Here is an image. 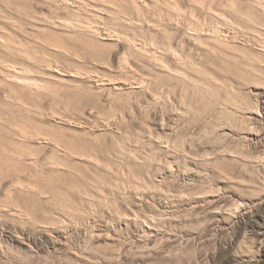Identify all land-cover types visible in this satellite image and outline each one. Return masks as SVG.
I'll return each instance as SVG.
<instances>
[{"label":"rangeland","instance_id":"1","mask_svg":"<svg viewBox=\"0 0 264 264\" xmlns=\"http://www.w3.org/2000/svg\"><path fill=\"white\" fill-rule=\"evenodd\" d=\"M142 2L0 0V264H264V22Z\"/></svg>","mask_w":264,"mask_h":264},{"label":"bare ground","instance_id":"2","mask_svg":"<svg viewBox=\"0 0 264 264\" xmlns=\"http://www.w3.org/2000/svg\"><path fill=\"white\" fill-rule=\"evenodd\" d=\"M133 3V6L135 7V8H140L139 7V5H138V3H141L142 2V0H140L141 2H138V1H135V0H131ZM232 2H231V5H232V7H233V9H234V11L233 12H235V11H237V16H238V14H239V16H242V17H244V18H246V20L248 21L247 23H250L252 26H254L253 28L251 27H248V28H250V29H252L253 31L254 30H256V29H258L259 27V25H261L263 22H264V20H262L261 18H258V16H257V14L261 11V10H263L264 11V3L262 2V1H259V0H253V2H252V5L253 6H249L248 8L246 7V10L244 11L243 9H242V5L240 6V5H238L239 6V8L238 7H236V2H234L233 3V1L234 0H231ZM242 1V0H241ZM252 1V0H251ZM264 1V0H263ZM89 2V1H88ZM222 2V1H221ZM228 2V1H227ZM249 2V1H248ZM247 2V3H248ZM255 2V4H253ZM143 3V2H142ZM162 3V2H161ZM224 3V2H223ZM226 3V2H225ZM233 3V4H232ZM238 3H240V2H238ZM243 3V2H242ZM241 3V4H242ZM251 3V2H250ZM229 4H230V1H229ZM124 5V4H123ZM142 5V4H141ZM146 5V3L144 4V6ZM244 5H245V3H244ZM243 5V6H244ZM64 6V5H63ZM172 6V5H171ZM227 6V5H226ZM226 6H224V7H226ZM228 6H230V5H228ZM248 6V5H247ZM257 6H258V10H260V11H258L257 10ZM108 7V6H107ZM147 7V6H146ZM175 7V6H174ZM211 7V6H210ZM180 8V7H179ZM227 8V7H226ZM110 9V8H109ZM134 9V8H133ZM245 9V8H244ZM114 10V9H113ZM175 10V9H174ZM243 10V11H242ZM255 10H256V12H255ZM241 11V12H240ZM108 12V11H107ZM124 12V11H123ZM230 12H231V10H230ZM232 12V13H233ZM125 13V12H124ZM179 13V12H178ZM257 13V14H256ZM261 13V12H260ZM259 13V16L260 17H262L261 16V14ZM140 14V13H139ZM217 14H218V12H217ZM142 15V14H141ZM218 15H220V13L218 14ZM263 15V14H262ZM116 16V15H115ZM124 16V15H123ZM136 16V15H135ZM144 16H145V14H144ZM223 16V15H222ZM222 16H221V18H222ZM238 16V17H239ZM264 16V15H263ZM226 17V16H225ZM111 18H113V17H111ZM121 18V17H120ZM129 18V17H128ZM135 18V17H134ZM146 18H147V16H146ZM146 18H145V20H146ZM235 18V17H234ZM264 18V17H263ZM114 19H115V17H114ZM122 19V18H121ZM166 19V18H165ZM223 19V18H222ZM243 19V18H242ZM241 19V20H242ZM120 20V19H119ZM149 20V19H148ZM153 20V19H152ZM230 20V19H229ZM245 20V19H244ZM178 21V20H177ZM183 21V20H182ZM122 22V21H121ZM172 22V21H171ZM222 22H225V21H222ZM240 22V21H239ZM238 22V23H239ZM118 23V22H117ZM124 23V22H123ZM137 23V22H136ZM207 23V22H206ZM232 23V22H231ZM230 23V24H231ZM235 23V22H234ZM242 23V22H241ZM246 23V24H247ZM121 24V23H120ZM126 24V23H125ZM171 24V23H170ZM188 24V23H187ZM191 24V23H190ZM236 24V23H235ZM245 24V23H244ZM250 24H248V25H250ZM151 25V24H150ZM216 25H217V23H216ZM242 25H243V23H242ZM250 25V26H251ZM75 26V25H74ZM94 26V25H93ZM93 26H89L88 27V30H90V32H92V33H97V32H100V31H98V29H94V27ZM218 26V25H217ZM221 26V25H220ZM246 25H244V27H245ZM200 27H201V24H200ZM256 27H258V28H256ZM78 28V27H77ZM186 28V27H185ZM212 28V27H211ZM256 28V29H255ZM262 28V27H261ZM191 29V28H190ZM213 29V28H212ZM214 36H219L220 34H221V29H220V27H217V28H214ZM212 31V32H213ZM223 31V30H222ZM261 31V30H260ZM263 31V30H262ZM242 32V31H241ZM258 32V31H257ZM112 33V32H111ZM191 33V32H190ZM211 33V32H210ZM262 33V32H261ZM151 34V33H150ZM193 34V33H192ZM213 34V33H212ZM115 35V34H114ZM172 35V34H171ZM207 35V34H206ZM117 36V35H116ZM136 36V35H135ZM164 36V35H163ZM213 36V37H214ZM235 36V35H234ZM113 37V36H112ZM120 37V36H119ZM158 37V36H157ZM132 38V37H131ZM134 38V37H133ZM136 38V37H135ZM146 38V37H145ZM171 38V37H170ZM215 38V40H216V37H214ZM214 38H211V39H214ZM158 39V38H157ZM168 39V38H167ZM221 39V38H220ZM132 40V39H131ZM137 40V39H136ZM150 40L151 41H144V43H145V45H149V44H155L156 43V37L155 36H152V38H150ZM222 40V39H221ZM170 41V40H169ZM169 41H168V43L167 44H169ZM231 41V40H230ZM130 43V45L129 46H131V47H134L135 48V51H137V52H139V53H143V54H148V55H150V57H151V60H154L155 62H157V63H159L160 62V55L158 56V54H156L155 52H152L151 51V47L150 48H148V47H146V46H140L139 47V45H141V44H139L138 46L134 43V42H132V41H130L129 42ZM219 43V42H218ZM161 44H163V43H161ZM155 45H157V44H155ZM226 45V44H225ZM160 46V45H159ZM130 48V47H129ZM172 48V47H171ZM163 50V49H162ZM15 52V51H14ZM127 52V51H126ZM159 52V51H158ZM162 52V51H161ZM131 54V53H130ZM165 54V53H164ZM163 54V55H164ZM167 54V53H166ZM165 54V55H166ZM162 55V56H163ZM168 55V54H167ZM126 56V55H125ZM136 56V55H135ZM169 56V55H168ZM149 57V56H148ZM174 57V56H173ZM141 59V58H140ZM147 62V61H146ZM195 63V62H194ZM145 64V63H144ZM155 64V63H154ZM161 64V63H160ZM162 65V64H161ZM163 65H164V63H163ZM50 66V65H49ZM159 67H161V66H159ZM172 67V66H171ZM50 69H51V67H49ZM164 68V67H163ZM166 68V67H165ZM23 69V68H22ZM20 70V69H19ZM163 70V69H162ZM172 70H173V68H172ZM150 71V70H149ZM157 71V70H156ZM175 71H177V70H175ZM188 71V70H187ZM22 73V72H21ZM81 73V72H80ZM181 73V72H180ZM184 73L185 72H183L182 74L184 75ZM18 74V73H17ZM166 74V73H165ZM169 74V73H168ZM170 74H172L171 75V77L172 78H176V73H172V72H170ZM189 75V74H188ZM181 76V75H180ZM19 77L22 79V82L21 83H23L25 86H30V87H32V88H35L36 87V83H34L32 80H31V78L28 76V75H26V74H19ZM190 80V79H189ZM178 81V80H177ZM186 81H188V80H186ZM38 83V82H37ZM173 83V82H172ZM185 83H187V82H185ZM179 84V83H178ZM190 84V83H189ZM194 84V83H193ZM170 85V84H169ZM174 85V84H173ZM187 85V84H186ZM192 85V84H191ZM200 85V84H199ZM202 85V84H201ZM39 86V85H38ZM194 86V85H193ZM196 86V85H195ZM198 86V85H197ZM202 87V86H201ZM210 87V86H209ZM135 88H137V87H135ZM203 88V87H202ZM134 89V88H133ZM173 89H174V87H173ZM135 90H137V89H135ZM154 90V89H153ZM158 90V89H157ZM170 90V89H169ZM199 90H201V89H199ZM171 92V91H170ZM206 92H207V90H206ZM206 94V93H205ZM29 95V94H28ZM160 98V97H159ZM159 100V99H158ZM168 100H170V99H168ZM22 102V101H21ZM34 103V102H33ZM167 105V104H166ZM26 106H28V105H26ZM34 106V105H33ZM171 107V106H170ZM35 108V107H34ZM31 109V108H30ZM13 126V125H12ZM22 126V125H21ZM20 126V127H21ZM26 126V125H25ZM25 126H23V127H25ZM31 128V127H30ZM25 129V128H24ZM17 130V129H16ZM23 132H24V130L23 129H21ZM26 130V133H28L29 134V132H31V131H29V130H27V129H25ZM25 133V132H24ZM32 133V132H31ZM30 133V134H31ZM179 141V140H178ZM5 141H3V143H4ZM2 143V142H1ZM2 143V145H4V147H6L7 146V148L9 149V151L7 152V156H8V160H12V161H15L16 163H20V162H22L21 160L26 156V155H28L29 153H27V151H26V149H24V147L26 148V146H22L23 144H21V143H18V144H16V146H13L12 148H10V144L9 145H7V144H3ZM12 146V145H11ZM4 147H2L3 149H4ZM29 147V146H28ZM6 148V149H7ZM5 151V150H4ZM29 152V151H28ZM138 158V157H137ZM15 170H19L18 169V167H16L15 166ZM107 170V169H106ZM52 179V178H51ZM113 181V180H112ZM53 182V181H52ZM101 182V181H100ZM51 183V182H50ZM52 184V183H51ZM89 184V183H88ZM53 185V184H52ZM94 185V184H93ZM100 185V184H99ZM111 185H113L112 187L113 188H120V183H117V181L115 182V181H113V182H111ZM50 186V185H49ZM25 187H27V188H29V193L28 194H30L28 197L30 198H38L39 200H42V195L44 194V193H46V189H48V188H44L41 184H34V183H32V182H29L28 184H26L25 185ZM94 187V186H93ZM80 188V187H79ZM97 189H98V187H96ZM52 188L50 187V190H51ZM76 189V188H75ZM80 189H82V188H80ZM49 190V189H48ZM47 190V191H48ZM55 190V189H54ZM77 190V189H76ZM117 190V189H116ZM52 191V190H51ZM82 191V190H81ZM99 193V192H98ZM191 193V192H190ZM53 195L51 196V198H50V202H52L53 203V205H54V207H60V208H63V210L65 211L66 209L65 208H68V206L65 204V201H63V203L58 199L59 197H57L56 195V193H52ZM56 194V195H55ZM79 195H83V194H86V195H91L90 194V192L88 193V191L87 190H85V192H84V190H83V192H80V193H78ZM192 194V193H191ZM30 198V199H31ZM33 198V199H34ZM38 199H36V200H38ZM200 199V198H199ZM64 200V199H63ZM93 200H95V201H97V202H99V203H102V202H104V200H106V199H104L101 195L98 197V196H94V199ZM109 200V199H108ZM68 201V200H67ZM197 201V200H196ZM69 204V203H68ZM31 212V211H30ZM118 213V216H119V212H117L116 211V214ZM33 214V213H32ZM47 214V213H46ZM34 215V214H33ZM38 216V215H37ZM43 216V215H42ZM35 217H36V214H35ZM38 218V217H37ZM37 218H36V220H37ZM110 246V245H109ZM112 257H114V256H112ZM114 259L115 258H113V261H114ZM112 261V263L114 264V262ZM116 263V262H115Z\"/></svg>","mask_w":264,"mask_h":264}]
</instances>
